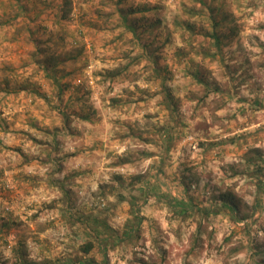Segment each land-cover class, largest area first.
I'll return each instance as SVG.
<instances>
[{"label":"rangeland","instance_id":"obj_1","mask_svg":"<svg viewBox=\"0 0 264 264\" xmlns=\"http://www.w3.org/2000/svg\"><path fill=\"white\" fill-rule=\"evenodd\" d=\"M72 1L0 0V264H264V0Z\"/></svg>","mask_w":264,"mask_h":264},{"label":"trees","instance_id":"obj_2","mask_svg":"<svg viewBox=\"0 0 264 264\" xmlns=\"http://www.w3.org/2000/svg\"><path fill=\"white\" fill-rule=\"evenodd\" d=\"M120 3L121 2H119V4ZM61 11H62V17L64 19H68L73 12V1L72 0H63ZM120 11H122V10H120ZM212 11H214V10H212ZM144 12H145V10H142V11H137V10L133 11L132 10L131 12H127L126 10H123L121 12L123 14L122 21L125 24L126 33L131 34L132 39L134 41H137V42H142V40H140V36H139V29H140V27H143L144 24L141 21V17L139 15H141ZM131 16H134V20L132 22L130 20ZM212 18L214 19V16H212ZM211 37H212L211 39H213L216 42L217 47L220 48L221 42L219 40V37L215 34H212ZM42 53H47V51L42 52ZM42 55H44V54H41V56ZM56 65H57L56 64V58L54 57L53 54H52L51 58L48 59L47 61H45L43 63H38L39 68H41L44 71L45 77L50 78V79L52 78V79H54V82H58V84H59V81L57 80L56 74H55V70L57 69ZM121 74H122V72L119 70L118 72L113 74V77L116 78V77L120 76ZM155 74L157 77H160V71L158 69H156ZM167 97H169V96H167ZM259 160L263 162L262 163L263 166H262V164H259L257 162ZM259 160L254 161V163L256 165L255 166L256 170H255V172H253L251 174V177H252V179H254L256 181L257 185L260 188H262V187H264V159L259 158ZM159 179H160V176H159ZM183 192H185L184 189H183ZM184 199H185V197H184ZM185 200H179L178 199L177 203H181V201L182 202L184 201V203H186ZM219 200L221 202V207L224 209H228V211H230L234 216L239 217L238 220L240 222H242L243 224H246L248 219H250V217H252V216H241L242 212L244 211V206L242 204V201H240L235 195H232L230 193L220 194ZM255 206H260L261 208H263L262 201L261 200L256 201ZM189 209H190V211L193 209H194V211H197V212L202 211L200 209L195 210V207H193V206L190 207ZM185 210H187V209H185ZM255 210L256 211L254 213L255 214L258 213V210L257 209H255ZM93 248H94L93 242H87L86 244H84L80 247V250L83 251L85 254H89L93 250ZM261 254L264 255V252H261Z\"/></svg>","mask_w":264,"mask_h":264}]
</instances>
